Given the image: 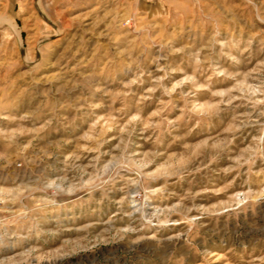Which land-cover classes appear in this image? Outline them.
I'll use <instances>...</instances> for the list:
<instances>
[{
	"label": "rangeland",
	"instance_id": "obj_1",
	"mask_svg": "<svg viewBox=\"0 0 264 264\" xmlns=\"http://www.w3.org/2000/svg\"><path fill=\"white\" fill-rule=\"evenodd\" d=\"M0 264H264V0H0Z\"/></svg>",
	"mask_w": 264,
	"mask_h": 264
}]
</instances>
